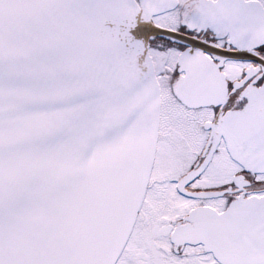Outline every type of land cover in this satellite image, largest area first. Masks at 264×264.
<instances>
[{
  "label": "snow or ice",
  "instance_id": "obj_1",
  "mask_svg": "<svg viewBox=\"0 0 264 264\" xmlns=\"http://www.w3.org/2000/svg\"><path fill=\"white\" fill-rule=\"evenodd\" d=\"M0 264H264V0H0Z\"/></svg>",
  "mask_w": 264,
  "mask_h": 264
}]
</instances>
